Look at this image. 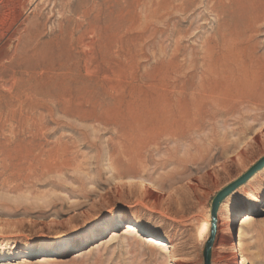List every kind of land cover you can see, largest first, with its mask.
<instances>
[{"label": "rangeland", "instance_id": "obj_1", "mask_svg": "<svg viewBox=\"0 0 264 264\" xmlns=\"http://www.w3.org/2000/svg\"><path fill=\"white\" fill-rule=\"evenodd\" d=\"M73 1L29 0L24 16L39 15L46 39ZM117 1L103 12L126 13L123 32L137 47L124 77L96 83L109 116L17 105L13 119L0 114V264H204L199 219L210 217L214 193L264 158V0ZM92 2L82 0L70 29ZM141 175L152 196L125 180ZM255 196L262 202L244 209ZM115 197L125 200L113 221L75 236ZM217 221L211 264H264V168L222 202Z\"/></svg>", "mask_w": 264, "mask_h": 264}, {"label": "bare ground", "instance_id": "obj_2", "mask_svg": "<svg viewBox=\"0 0 264 264\" xmlns=\"http://www.w3.org/2000/svg\"><path fill=\"white\" fill-rule=\"evenodd\" d=\"M28 1L29 0H0V114L6 113L7 115L5 116L13 119V116H16L15 114L17 111L16 107L26 109L27 112H33V111L40 110L42 112L46 111L49 113H54L56 111L60 113L62 116L76 117V118H85L86 116L94 117L93 115H95L96 112L98 113V111L99 113L101 111L103 112L106 111V114H107L108 109L105 106H103L102 103L100 104L101 101L99 102L98 98H96L98 94L97 89H96V83L99 81L110 82L109 80L110 76L117 77L118 79H120L121 77H124L126 72L130 70L131 67H135L132 65V61H134L135 59L133 55H134V52H136V47H137V45L131 44L132 40H130L131 42L129 45V43L127 42V38L125 36L126 34H124L123 32L124 25L122 21V16H123L122 15L123 11H121L122 9L120 10L121 12H119L117 11L119 9L118 8L116 10L117 11L116 14L117 13L118 14L113 17H112L111 11L107 12V9H109L110 7L112 8L114 4L117 3L118 1L117 0H93L92 2L93 8L91 7L92 9L82 10L81 11V15H82L81 21L77 22L78 21L77 20L73 22L74 26L71 29L69 28L71 19H73L71 15H74V14L77 15L78 11H75V9L80 6L82 0H74L71 3H67L66 5H64L63 13L60 14V19L57 21V26L50 33V35L47 36L46 39L44 38L43 25L40 22L39 15L34 13V16L32 19L30 18L27 19L24 16L25 6L26 4H28L27 3ZM135 1L137 0H134V2ZM134 4H137V2ZM102 6L107 8L106 12H103L104 10L102 9L103 8ZM94 8H97V9L94 10ZM59 13L60 12H58V15ZM104 13L106 14V17L104 16ZM101 17L103 18L101 19ZM129 28H131V26ZM231 53L232 52L230 51V54ZM162 66L164 67L165 65H162ZM165 70L166 69H163L164 73H165ZM158 71H160L159 68H158ZM131 72L132 74L134 73L133 71ZM156 73H160V72H157V69H156ZM108 74H110V76ZM150 76L151 75L149 74V78L151 79L153 75L151 77ZM160 76H163V75H160ZM160 76L158 78L159 80H160ZM147 78L148 77H146V81H147ZM134 79L135 77L133 78V80ZM228 87L230 86H227V88ZM173 89L172 91H174ZM154 90L152 92L155 93ZM203 90H206V88ZM242 90H241V94L238 92L240 94V100L242 101L251 100L253 98L254 96L253 89L249 91L246 90V92L244 93L242 92ZM200 92H202V90L199 91V93ZM207 93H210V92H207ZM215 93H216V90H215ZM176 94L178 95L175 99H178L179 103L182 102L183 97L185 96L187 97L185 92L182 90L180 91L178 90ZM227 94H230L229 90ZM157 95H160V94L157 92ZM161 96H163V93ZM223 96L227 98L226 94H223ZM164 98L161 100L165 101ZM195 101L197 104L200 103V102H197V100ZM132 102L131 104H133ZM118 103H121V102H118ZM183 104H186V103L183 102ZM181 108L183 107L180 106V109ZM201 108H202V105H201ZM137 109H141V108H137ZM120 113H121V110H120ZM106 167H107V170H109L110 172L113 171V168L110 165L107 166L106 164ZM140 173L146 174L147 170L142 169ZM151 178L153 177L151 176ZM125 180L129 185L132 183L138 184L144 191L143 193L145 195L152 196L149 190L153 188L154 186L150 182H144L143 180L145 179H143L142 175L139 177H136L135 179L126 178ZM217 194L218 193H214L215 196ZM123 200L125 199L122 197H115L112 200V202L107 205L106 210L103 213L94 217L90 222L84 225V227H82L78 231L79 234H75V236L87 233L91 228L97 226L98 224H100L101 221L107 220L108 218L110 219V221H113V218L115 217V214L118 208V204L122 203ZM261 200H262L261 196L252 197L249 204L244 205V209H250L254 206H257L258 204L262 202ZM162 218L169 219V216L163 213ZM211 225L212 223H211L210 217H201L199 219L197 230H196V238L199 241H201V243H205L208 241L210 234H211V230H212ZM219 232L220 230H219L218 221H217L216 227H215V237H216V234L219 236ZM39 239H40L39 236L27 238L24 247H29L30 245H32ZM70 239L71 238L68 236L58 237L56 238V240H54L53 246H57L61 244L62 242H66ZM214 242H215V239H214ZM226 243H228V239H222L221 242L219 243L218 248H220L222 251L225 250ZM159 246H158L159 248L170 249V247H168L163 242L159 243ZM232 248H235V245L232 244ZM19 254L21 256H25V253H19Z\"/></svg>", "mask_w": 264, "mask_h": 264}, {"label": "water", "instance_id": "obj_3", "mask_svg": "<svg viewBox=\"0 0 264 264\" xmlns=\"http://www.w3.org/2000/svg\"><path fill=\"white\" fill-rule=\"evenodd\" d=\"M263 168H264V158H262L257 164H255L248 172H246L238 180L226 186L213 199L212 204H211V211H210L212 230H211L210 237L208 241L206 242L203 248V251H202L204 264H211V248L213 246L214 239H215V227L217 223V216H218L220 205L229 195H231L235 190H237L242 185H244L248 180H250L257 172H259Z\"/></svg>", "mask_w": 264, "mask_h": 264}]
</instances>
